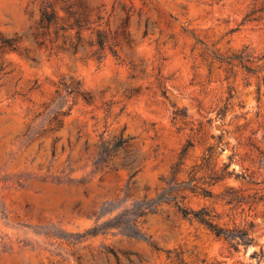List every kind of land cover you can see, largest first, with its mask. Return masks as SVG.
<instances>
[{"label":"rangeland","instance_id":"374dc122","mask_svg":"<svg viewBox=\"0 0 264 264\" xmlns=\"http://www.w3.org/2000/svg\"><path fill=\"white\" fill-rule=\"evenodd\" d=\"M0 36V264H264V0H0Z\"/></svg>","mask_w":264,"mask_h":264},{"label":"trees","instance_id":"16d2710c","mask_svg":"<svg viewBox=\"0 0 264 264\" xmlns=\"http://www.w3.org/2000/svg\"><path fill=\"white\" fill-rule=\"evenodd\" d=\"M53 16V15H52ZM51 16L47 14L46 11L43 12V21L44 19L47 20H51ZM0 42L2 43V45L5 46H9L12 47L13 46V42L12 40H10L9 38L0 36ZM213 147H209V150H212ZM230 158H232V156H230ZM230 162H226L224 161L222 168L220 169L219 172H217L213 178L215 179H223L226 176H232L235 175L236 177L240 176V173L236 172L235 169H230ZM231 189V188H230ZM232 200H236V201H241V199H239V197H231L230 199ZM180 210L182 211V213L184 214V216H190L191 211L188 210L187 208H180ZM207 211L205 210H200L196 213H194V215L203 223H205L217 236H223L226 239H242L245 242L250 243L253 238L251 237V227L253 226V223L250 222L248 226H239V225H235L232 228H227L224 226H219L217 225L215 222H213L212 220L208 219L207 217Z\"/></svg>","mask_w":264,"mask_h":264}]
</instances>
